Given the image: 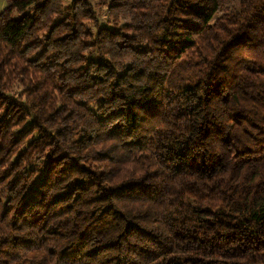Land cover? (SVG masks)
I'll list each match as a JSON object with an SVG mask.
<instances>
[{
    "label": "trees",
    "instance_id": "trees-1",
    "mask_svg": "<svg viewBox=\"0 0 264 264\" xmlns=\"http://www.w3.org/2000/svg\"><path fill=\"white\" fill-rule=\"evenodd\" d=\"M0 264H264V0H6Z\"/></svg>",
    "mask_w": 264,
    "mask_h": 264
},
{
    "label": "rangeland",
    "instance_id": "rangeland-1",
    "mask_svg": "<svg viewBox=\"0 0 264 264\" xmlns=\"http://www.w3.org/2000/svg\"><path fill=\"white\" fill-rule=\"evenodd\" d=\"M92 4L94 5L99 24L104 27H108L112 30L117 29V25H115L108 15V4L111 0H90ZM72 3V0H64L65 7L70 6ZM230 5L238 6V0H232ZM7 5L6 0H0V11H2Z\"/></svg>",
    "mask_w": 264,
    "mask_h": 264
}]
</instances>
